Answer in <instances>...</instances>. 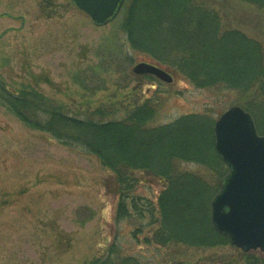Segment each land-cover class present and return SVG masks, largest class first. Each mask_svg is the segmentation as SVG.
Masks as SVG:
<instances>
[{"label":"rangeland","instance_id":"1","mask_svg":"<svg viewBox=\"0 0 264 264\" xmlns=\"http://www.w3.org/2000/svg\"><path fill=\"white\" fill-rule=\"evenodd\" d=\"M208 3L221 31L239 30L264 46V6ZM124 4L112 21L96 25L73 0H0L1 78L11 87L30 85L75 115L105 105L121 117L150 96L158 108L149 126L193 112L209 113L214 123L230 106H249L245 110L252 114L263 104L264 91L256 101L257 84L248 90L195 87L180 75L164 81L134 73L143 60L169 69L130 47L120 28ZM253 118L264 134V109ZM177 169L217 182L199 163L180 162ZM133 175L131 193L154 202L167 186L162 177ZM112 178L95 155L28 128L0 105V264H85L104 255L113 241L138 264H264V251H242L229 242L205 248L146 243L143 238L155 228L148 225L150 214L118 220L120 195ZM135 228H141L139 239L132 236Z\"/></svg>","mask_w":264,"mask_h":264},{"label":"trees","instance_id":"2","mask_svg":"<svg viewBox=\"0 0 264 264\" xmlns=\"http://www.w3.org/2000/svg\"><path fill=\"white\" fill-rule=\"evenodd\" d=\"M243 1L264 6V0ZM124 7L120 28L133 50L164 65L173 77H185L195 87L223 84L248 90L257 84L258 101V93L264 91V46L239 30L221 31L208 0H125ZM154 100L145 97L121 117L115 116L116 108L105 105L89 114L75 115L34 87H11L0 76V105L28 128L95 155L111 170L120 195L118 220L133 214L141 218L145 211L150 214L148 225L155 228L150 238H143L146 243L202 248L228 243L210 220V199L227 172L214 146L213 118L206 112H193L149 126L146 123L158 108ZM262 108L264 102L253 116L258 110L263 112ZM180 162L206 167L215 175L216 184L197 173L178 170ZM135 171L166 180L167 186L155 202L131 193ZM134 230L132 236L139 239L141 228ZM117 243L113 241L104 255L85 264H138L134 256L120 253Z\"/></svg>","mask_w":264,"mask_h":264},{"label":"water","instance_id":"3","mask_svg":"<svg viewBox=\"0 0 264 264\" xmlns=\"http://www.w3.org/2000/svg\"><path fill=\"white\" fill-rule=\"evenodd\" d=\"M96 25L112 21L124 0H73ZM136 74L153 73L171 79L164 69L144 61ZM214 146L228 170L210 199L213 228L243 251H264V134L257 131L252 114L239 105L223 111L213 123Z\"/></svg>","mask_w":264,"mask_h":264},{"label":"bare ground","instance_id":"4","mask_svg":"<svg viewBox=\"0 0 264 264\" xmlns=\"http://www.w3.org/2000/svg\"><path fill=\"white\" fill-rule=\"evenodd\" d=\"M91 18V17H90ZM93 21V20H92ZM147 63H150V62H147ZM151 64V63H150ZM214 136V135H213Z\"/></svg>","mask_w":264,"mask_h":264}]
</instances>
